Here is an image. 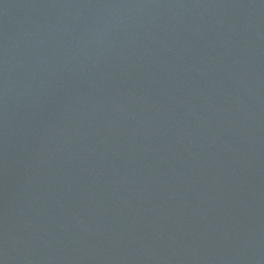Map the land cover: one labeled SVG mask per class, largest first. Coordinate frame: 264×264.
<instances>
[{"label": "water", "instance_id": "obj_1", "mask_svg": "<svg viewBox=\"0 0 264 264\" xmlns=\"http://www.w3.org/2000/svg\"><path fill=\"white\" fill-rule=\"evenodd\" d=\"M0 264H264V0H0Z\"/></svg>", "mask_w": 264, "mask_h": 264}]
</instances>
